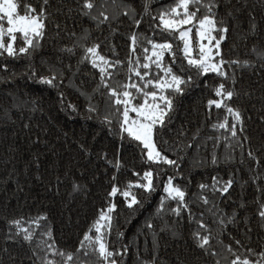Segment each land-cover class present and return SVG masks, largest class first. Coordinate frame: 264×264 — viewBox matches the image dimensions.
<instances>
[{"label":"trees","instance_id":"obj_1","mask_svg":"<svg viewBox=\"0 0 264 264\" xmlns=\"http://www.w3.org/2000/svg\"><path fill=\"white\" fill-rule=\"evenodd\" d=\"M217 2L218 19L229 28L221 46L224 59L249 61L250 66L225 65L228 80L214 73L195 76V69L190 70L194 82L182 94H174L170 121L158 129L156 137L161 151L179 167L143 163L138 142L126 134L121 139L115 119L111 125L103 123L110 112L105 102L107 89L95 91L100 84L99 73L89 62H80L84 51L79 46L98 43L102 55L124 61L109 81L113 87L122 84L128 75V37L138 31L160 41L165 34L155 28L159 21L153 17L174 6V0H117L116 4L96 0L93 15L105 11L110 17L102 24L82 15L78 0H49L40 47L28 55L0 56V264H43L45 252L37 245L46 238L41 234L49 229L56 247L74 254L69 264H98L95 255H77L76 248L98 210L106 206L113 175L123 187L137 179L133 172L143 174L149 167L158 173L156 190L149 194L134 189L141 204L129 209L122 198H115L117 209L108 240L113 248H128L125 256L117 257L123 264L153 260L154 264H231L235 257L226 250L228 245L245 255L248 247L257 253L264 251V222L257 215L256 204L258 198L264 201V194L257 190L264 188V60L253 52L264 51V0ZM27 3L39 11L42 0ZM129 9L133 14L123 15ZM133 20L142 21L138 29ZM252 23L256 25L254 31ZM85 33L88 40L82 42L79 38ZM174 43L180 44L178 40ZM69 48L72 52L65 51ZM179 69L178 62L175 70ZM53 75L56 79L52 85L39 82L41 77ZM221 82L236 93L228 103L242 116L237 138L211 127L223 121L224 109L209 111L205 107L207 100L214 98L212 89ZM90 105L96 107L95 112L89 111ZM189 143L193 147L188 148ZM249 151L259 164L249 158ZM213 154L219 160L216 165L211 164ZM117 158L122 164L119 171L113 167ZM170 176L185 188L195 217L203 214L212 237L206 249L197 247L193 232L208 233L190 222L187 212L180 217L168 211L156 214L164 195L163 183ZM213 176L224 180L234 176L237 182L224 196L204 193L210 201L205 206L194 194L200 191L199 184H211ZM254 177L260 179L253 183ZM74 185L79 186L78 191L73 190ZM167 207H175V202L169 201ZM210 208L215 215L208 211ZM233 213L235 222L227 223ZM41 215L47 219L40 221L31 242L23 239V233L17 235L14 228L9 229V220L21 218L24 227L35 228L30 222ZM221 218L224 224L219 222ZM148 224L153 227L149 229ZM119 233L123 236L118 237ZM49 259L65 264L64 257Z\"/></svg>","mask_w":264,"mask_h":264},{"label":"snow or ice","instance_id":"obj_2","mask_svg":"<svg viewBox=\"0 0 264 264\" xmlns=\"http://www.w3.org/2000/svg\"><path fill=\"white\" fill-rule=\"evenodd\" d=\"M81 7V14L90 16L99 23L110 20L105 11H99L98 15H93L96 9V0H78ZM113 4L117 0H112ZM49 0H42L39 11L32 4L24 0L23 6L21 0H0V56L6 54L8 57H19L30 54L31 50L40 47L41 41L45 35L46 23L48 18L47 6ZM217 0H174V6L161 11L154 20L159 23L155 25L162 34L160 41L154 37H146L138 31H133L128 37L129 55L127 59V79L126 82L118 83L115 87L109 82L113 78V73L125 63L119 59L111 60L100 52L101 45L93 43L90 46L79 43L83 48L84 55L81 63L89 62L91 67L99 73L100 84L95 91L100 88L107 89L106 104L110 112L105 115L103 123L111 125L114 122L119 124L121 139L126 134L127 138L138 142L141 147V160L145 164L159 165L165 164L172 167H179L176 160L170 159L158 147L157 134L158 129L164 128L170 121L171 113L174 109V94H182L185 87L194 82L195 77L191 74L195 69V76H205L214 73L223 80H228L229 75L225 70V65L231 67H249V61L225 60L222 51V43L227 39L229 28L224 20L218 19L215 9L218 8ZM203 14L201 15V10ZM147 10V9H146ZM131 9L124 11L123 15H132ZM230 15V14H229ZM102 17V19H100ZM141 20H133L138 29ZM255 23H252L251 29L254 31ZM75 36V33L72 34ZM166 37H171L168 39ZM84 42L88 40L85 33L79 38ZM178 40L179 45L174 41ZM18 42H21L18 44ZM147 45V46H144ZM72 52V49H65ZM114 51V50H113ZM257 57L264 60V51L253 49ZM170 58V60H166ZM180 63L179 71L175 70V65ZM187 65V68L184 65ZM6 69V66H5ZM56 76L50 78L41 77L40 83L52 85ZM233 83L235 78H231ZM212 92L214 98H209L205 107L211 111L215 109H224L226 115L222 122L213 123L211 127L214 130H225L230 132L232 138H237V126L242 124V116L239 110L234 109L228 103L233 99L236 93L228 89L225 83L221 82L216 85ZM89 111L95 112L96 107L90 105ZM134 114V115H132ZM229 117L232 122L229 123ZM242 130V129H241ZM198 133L193 135V140L197 139ZM247 139V137H245ZM166 143V142H165ZM188 148L193 147L191 143ZM242 147V145H241ZM250 159L259 164L252 151L248 152ZM109 163H112L109 161ZM219 160L215 154L212 155L211 164L216 165ZM117 171L122 167L119 158L113 164ZM137 177L135 181H128L121 187L116 181V175H113L110 190L107 192L106 206L98 210L96 219L83 234L76 248V254L83 253L85 257L95 255L97 262L102 264H123L122 259L127 254L128 248H113L108 240L112 230L113 214L117 209L115 198L123 199L129 209L141 204L134 189H142L146 193H152L156 190V180L158 173L151 167L143 172H133ZM253 183L260 177H254ZM175 177H168L163 183V193L156 214L168 211L180 217L183 212L189 214L190 222L198 225V229L207 232V235L197 230L193 232V237L197 241V247L206 249L211 242V234L208 225L203 221V214L196 218L190 208V201L186 198L187 192L184 187L174 183ZM236 178L230 176L227 180L221 177H211V184L201 183L198 185L199 192L194 194L195 199L203 205H209V198L204 194L208 191L219 193L221 196L229 193L232 186L236 183ZM74 191L79 190L78 185H74ZM258 192L264 194V188L258 187ZM169 201L175 202V207L168 208ZM194 202V201H192ZM257 215L261 222H264V201L256 200ZM216 206L213 205V208ZM213 211V209H208ZM216 211H219L216 209ZM216 212L213 211V215ZM46 216L34 218L30 223L35 228L24 227V220L13 219L8 221L9 229H15L16 234L23 233V239L31 242L34 239L36 228L40 227V221L46 220ZM236 214L227 218V223H234ZM221 224L225 219L219 220ZM149 229L152 224L147 225ZM264 226V223H262ZM251 231V229H248ZM46 237L38 242L37 247L45 252L43 264H56V261L49 259V256H60L65 258V264L74 260L73 253H65L56 247L55 240L52 238L51 230L42 233ZM119 233L118 237H122ZM51 241V242H50ZM236 245H241L240 240H235ZM226 250L235 258L231 264H264V251L257 253L253 248L248 247L244 253H239L231 245L226 246ZM216 255L215 252L212 253ZM33 255H36L33 252ZM250 257H257L255 260ZM83 264V262H81ZM144 264H154L153 262H144ZM219 264V261L217 262Z\"/></svg>","mask_w":264,"mask_h":264},{"label":"rangeland","instance_id":"obj_3","mask_svg":"<svg viewBox=\"0 0 264 264\" xmlns=\"http://www.w3.org/2000/svg\"><path fill=\"white\" fill-rule=\"evenodd\" d=\"M134 115V114H133Z\"/></svg>","mask_w":264,"mask_h":264}]
</instances>
